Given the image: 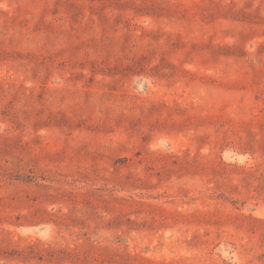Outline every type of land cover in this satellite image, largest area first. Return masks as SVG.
I'll return each mask as SVG.
<instances>
[{
    "label": "rangeland",
    "instance_id": "obj_1",
    "mask_svg": "<svg viewBox=\"0 0 264 264\" xmlns=\"http://www.w3.org/2000/svg\"><path fill=\"white\" fill-rule=\"evenodd\" d=\"M0 264H264V0H0Z\"/></svg>",
    "mask_w": 264,
    "mask_h": 264
}]
</instances>
